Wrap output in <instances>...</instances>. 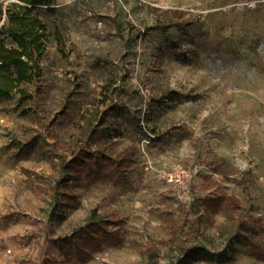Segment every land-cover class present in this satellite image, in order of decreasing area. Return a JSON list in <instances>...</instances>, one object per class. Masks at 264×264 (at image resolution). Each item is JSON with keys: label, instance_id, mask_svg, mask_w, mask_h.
Here are the masks:
<instances>
[{"label": "rangeland", "instance_id": "rangeland-1", "mask_svg": "<svg viewBox=\"0 0 264 264\" xmlns=\"http://www.w3.org/2000/svg\"><path fill=\"white\" fill-rule=\"evenodd\" d=\"M155 6L182 10L180 26L150 30ZM56 8L62 40L25 85L34 98L0 101V264H171L192 246L203 250L186 264H264V0ZM105 86L137 116L112 145L138 150L119 184L75 179L64 132L49 125L67 107L95 113ZM230 196L248 209L252 244L222 233ZM93 209L120 218L118 239L77 250L70 235Z\"/></svg>", "mask_w": 264, "mask_h": 264}, {"label": "trees", "instance_id": "trees-1", "mask_svg": "<svg viewBox=\"0 0 264 264\" xmlns=\"http://www.w3.org/2000/svg\"><path fill=\"white\" fill-rule=\"evenodd\" d=\"M152 13L159 23L149 29L165 33L172 26H180L172 16H183L180 9L157 6L152 8ZM56 14V0H0V101L11 96L19 101L34 98V93L25 85L39 81L41 61L51 37L62 40L60 32L49 21ZM164 17L170 18L168 22H162ZM101 94L103 99L95 113L83 110L73 115L67 107L61 112V119H54L49 125L56 124L64 132L67 140L64 166L75 179L119 184L127 179L130 169L138 161V150L131 147L115 155L112 145L123 137L125 124L134 119L136 121L137 116L124 101H114L106 86ZM227 201L229 211L222 233L230 234L229 241L242 236V242L252 244L253 238L243 232L242 217L248 209L236 196H230ZM119 220L115 215L107 217L93 209L85 223L72 232L69 244L77 250H85L116 241L119 235L109 225ZM189 250L201 251L203 248H187L171 264H186L184 254L187 255Z\"/></svg>", "mask_w": 264, "mask_h": 264}]
</instances>
